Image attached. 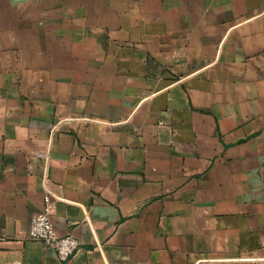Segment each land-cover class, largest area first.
Here are the masks:
<instances>
[{"label":"crops","instance_id":"obj_1","mask_svg":"<svg viewBox=\"0 0 264 264\" xmlns=\"http://www.w3.org/2000/svg\"><path fill=\"white\" fill-rule=\"evenodd\" d=\"M0 264H264V0H0Z\"/></svg>","mask_w":264,"mask_h":264},{"label":"built area","instance_id":"obj_2","mask_svg":"<svg viewBox=\"0 0 264 264\" xmlns=\"http://www.w3.org/2000/svg\"><path fill=\"white\" fill-rule=\"evenodd\" d=\"M53 210V199L46 196L42 211L36 214L31 221L27 237L30 240L44 243L55 250L58 260L66 261L76 252L78 240L72 234L59 235L57 233L51 220Z\"/></svg>","mask_w":264,"mask_h":264}]
</instances>
